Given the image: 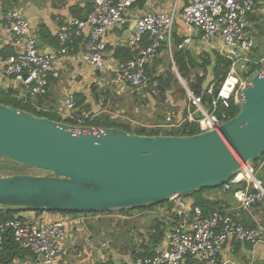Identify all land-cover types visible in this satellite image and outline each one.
Here are the masks:
<instances>
[{"label": "built area", "instance_id": "1", "mask_svg": "<svg viewBox=\"0 0 264 264\" xmlns=\"http://www.w3.org/2000/svg\"><path fill=\"white\" fill-rule=\"evenodd\" d=\"M155 1L159 0H91V10L85 18L72 17L60 26L57 33L59 49L50 55L38 54L30 35L29 21L16 9L9 8L3 17V27L18 51L0 61V65L4 77L13 78L16 82L15 89L20 91L17 99L29 102L46 95L49 77L56 75L57 66L63 64L66 55L73 50L74 38L87 28L81 60L91 70L103 71L109 32L131 23L129 8L141 2ZM170 1L175 6L181 5L178 13L173 8L168 12H149L134 20L135 26L125 47L135 56L127 63L117 64L111 72V83L142 91L141 106L145 104L150 90L146 66L156 58L163 45L171 50L172 27L179 17L188 33L191 35L195 31L203 43L218 40L216 53L229 62L223 82L219 85L214 81L208 83L202 95L192 93L188 85L184 88L188 103L185 120L196 123L198 133L217 129L231 119L228 114L231 107L239 108L240 94L246 83L264 71V54L259 58L253 55L256 44L249 22V15L260 0ZM191 44L192 39L187 36L177 49H186ZM152 89L151 94L156 95L158 90ZM62 105V119H75L76 103L72 93L63 95ZM135 112L138 113L137 108ZM77 124L82 126L83 122L77 120ZM173 127L176 128L170 124L161 126ZM261 163L264 165V158ZM222 187L232 193L242 210L249 211L253 206L264 203V179L255 175L251 165L238 171ZM169 201H172L171 206H161L155 212L166 229L161 242L148 257H130L127 262L113 260L108 255L110 244L104 241L97 247L100 255L94 264H217L228 242L242 245L248 241L253 247L264 246V227L246 229L225 212L205 213L189 197L176 196ZM27 212L30 214L24 215ZM46 214L49 213L26 210L16 213L11 219H0V251L10 232L18 249L33 256L36 264H61L64 244L73 232L85 231L86 225L100 221L106 215L60 214L58 220H50ZM92 243L87 240L88 245Z\"/></svg>", "mask_w": 264, "mask_h": 264}, {"label": "water", "instance_id": "2", "mask_svg": "<svg viewBox=\"0 0 264 264\" xmlns=\"http://www.w3.org/2000/svg\"><path fill=\"white\" fill-rule=\"evenodd\" d=\"M30 35L43 55L42 43ZM263 155L264 71L246 83L233 118L191 136L73 126L0 104V159L40 173L0 175V209L74 214L140 209L220 188ZM242 246L254 249L248 241Z\"/></svg>", "mask_w": 264, "mask_h": 264}, {"label": "crops", "instance_id": "3", "mask_svg": "<svg viewBox=\"0 0 264 264\" xmlns=\"http://www.w3.org/2000/svg\"><path fill=\"white\" fill-rule=\"evenodd\" d=\"M180 6V4L175 6L170 0H159L153 3L141 2L129 8L128 17L131 19V23L125 28H114L108 34L106 68L103 71L91 70L81 60V52L88 32V28L85 29L80 35L74 38L73 50L66 55L63 64L57 66L56 75L49 77L47 93L44 97L34 100V108L37 111H44L61 116L64 113L62 105L63 95L72 93L77 104L76 111L80 109L83 118H87L88 120H94L97 117H109L121 123L117 120L121 118L127 119L134 125L136 122L131 121L128 117V112H130L131 115H140L143 113V123L151 122L149 125L154 126L153 129H169L161 128V126H165L166 124L174 125L176 128L179 127L187 119L188 103L186 106L180 101H177L173 106L176 110L167 113L164 118H155L152 117L153 114L150 115L148 113V109H145L147 103L141 106V98L143 96L141 93H136V91L127 86L118 87L113 85L110 77L112 76V70L120 63L114 57V53L118 48H126L125 40L127 32L133 27L134 20L149 12H168L173 8L178 13ZM9 8L16 9L29 21L32 35L42 43L44 54L50 55L57 53L59 49L57 33L60 26L65 20L72 17L85 18L91 10V0H0V61L15 55L18 51L12 42L11 36L5 32L3 27V17ZM176 21L179 23L178 25L174 23L172 30L174 27H176V30L172 31L171 35V43L176 51H178L176 42L179 40L181 43L183 39L190 36L192 44L182 50L189 51L194 59H201L204 55L205 58L207 55L211 57L213 53H216L215 47L219 45L218 40L209 44H202L197 41L199 36L195 31L190 35L187 27L179 17ZM249 22L251 33L256 44L255 49H253V55L259 58L261 54H264V37L259 32L260 27L264 25V0L256 3L253 12L249 15ZM157 55L156 59L158 58ZM149 66L151 65L147 66L148 69ZM154 70L149 69V72H156ZM164 71L158 72V74H162ZM152 87H155V85H152ZM182 87L185 92L184 86ZM15 88L16 82L13 78L4 77L0 65V90H11L17 95V98L20 91ZM125 94L131 96L127 98L128 101L123 97ZM150 99V97L147 98V100ZM125 103L132 104V108L128 109ZM167 107L168 105L162 106L163 109H167ZM136 108L138 109V113L135 112ZM184 111H186V115H184ZM75 119L76 121L84 122L80 116L75 115ZM153 120L154 123L152 122ZM140 126L145 128L143 125ZM251 168L255 175L264 179V165H262L261 161L258 162L257 166L252 164ZM201 198L211 203H219L223 212L233 217L235 221L246 229L264 227V203L257 204L249 211H245L239 208L231 192L223 194L218 191H206L202 193ZM189 199L195 203L194 196H189ZM211 212L209 211L208 213ZM29 214L28 212L24 213V215ZM59 215L49 213L45 216L50 220H58L60 218ZM92 225L95 227H92ZM100 234L99 224L94 221L86 225V230L79 232V234L75 230L72 237L64 244L63 251L60 255L61 264H94L99 259L100 253L97 249L98 245L92 243V239H96L98 243L106 241L99 239ZM88 239L91 240L92 245L87 244ZM233 243L229 242L226 248L222 249L217 264H264V246H255L253 251L249 252L242 245L236 249ZM110 251V258L113 260H125V262L129 260L127 256L119 257L114 250L110 249ZM10 264H36V261L29 253L22 252L21 256H15Z\"/></svg>", "mask_w": 264, "mask_h": 264}, {"label": "trees", "instance_id": "4", "mask_svg": "<svg viewBox=\"0 0 264 264\" xmlns=\"http://www.w3.org/2000/svg\"><path fill=\"white\" fill-rule=\"evenodd\" d=\"M144 43L147 44V41L144 40ZM180 41L178 40L176 42V45H178ZM161 50V49H160ZM159 50V51H160ZM158 51V52H159ZM135 54L132 53L127 48H118L116 49L114 53V57L120 62V63H127L131 61L134 58ZM172 62L175 65L174 67L177 69L178 74L180 77L187 82L189 90L194 93L195 95H202L206 85L212 81H214L217 85L223 82L224 77L226 75L229 62L226 61L224 58L220 57L217 53H213L212 56H208L205 59H198L195 60L192 56V54L189 51H183L178 50L173 53ZM170 67V66H169ZM201 69L204 71L203 75L195 74L192 79H189V76L193 69ZM146 72L150 78V89H152V85H155V89L158 90L159 94L162 95V97H165V93L170 90L171 84L173 82H177L176 77L174 73L171 71V68L165 69L164 73L158 74V72L150 73L148 67L146 66ZM208 72H211V74L208 75ZM16 94L13 91H1L0 90V104L13 108L16 110L25 111L27 113H30L37 117H44L52 121L65 123L68 125L77 126L74 121L75 119H67L66 121L58 118H48L47 116H44L42 111H37L30 102H24L22 100L16 99ZM79 105V103H78ZM77 106V104H76ZM239 111V108L231 107L228 111V114L230 118H233L237 112ZM75 115L80 116L84 122L82 126L84 127H98V128H115L123 130L127 133L129 132V129L126 127H123V123H118L114 119H110L109 117H97L94 120H88L87 118H83V114L80 109H78L75 112ZM127 125V124H125ZM139 130H137L134 133L136 135H143V136H157V135H169V136H191L194 134H198V128L196 123H190L187 120H185L179 127L171 129L170 132H162L158 128L157 129H146L143 127H139ZM147 130L149 132H147ZM264 158V155L260 158V160L253 163L254 166H257L258 162L261 161ZM221 191V193L226 194L228 193L223 189V187L217 188V189H205L200 190L197 192H193L187 196H194L195 203L199 206H201L202 210L205 213H208L209 211H219L223 212V209L219 206V203H211L208 201H205L201 198V195L204 191ZM167 204V201L164 203H161L159 205H152L147 207H142L140 209L145 208H154V206H164ZM20 211H26L24 209H0V219L6 220L11 219L13 215ZM125 212L132 211V210H124ZM110 213V212H108ZM69 214V213H67ZM72 215H78L79 213H70ZM94 214V213H92ZM100 214V213H99ZM102 214V213H101ZM121 222H117V225L119 226ZM164 222L155 220V225L151 227L150 233H149V240H146V243L142 246L143 249H141L139 252L133 253L132 256L134 257H148L150 255V252L153 248H155L162 240L163 234H164ZM151 243V244H150ZM235 248L238 249L240 244L233 243ZM22 252L25 253V251H21L18 249L17 245L14 243L12 235L10 232H8L7 236L4 239L3 249L0 251V264H10L15 256H21ZM27 253V252H26ZM133 257V258H134Z\"/></svg>", "mask_w": 264, "mask_h": 264}, {"label": "rangeland", "instance_id": "5", "mask_svg": "<svg viewBox=\"0 0 264 264\" xmlns=\"http://www.w3.org/2000/svg\"><path fill=\"white\" fill-rule=\"evenodd\" d=\"M175 23L178 25L179 22L176 21ZM175 28L176 27H174L172 31L176 30ZM259 32H260L261 36L264 37V25H262L260 27ZM197 41H199L200 43L203 44V42L200 40V37L197 38ZM175 51L176 50L173 48V46H172L171 50H169L167 48V46L163 45V48L159 51L160 54L158 53V55H157L158 58L157 59L155 58L156 60L154 59L150 64H148V65H151V66H149V69H155L154 71L163 72V70H165L167 68L168 69L171 68V71L175 75V73L177 72V69L174 67V65L172 63L173 53ZM201 59H205V55ZM195 74L203 75L204 71H202L201 69H197V68L193 69L191 74L188 75L189 79H192ZM209 74H211V72H208V75ZM175 77H176L177 82H173L171 84L170 90H168L165 93V97L163 99H162V95L159 94V92L156 93L157 95L152 96V94H151L152 89L147 91L149 93V97L151 99L146 100L147 105H146L145 109L149 110L148 113H150V115L153 114L152 117H155V118L156 117H159V118L163 117L164 118L167 113H170V112L176 110V108H173V106L176 104L177 101H180L181 103H183V105L187 106V98H186V94H185L183 87H182L183 85L181 84V82L179 81V79L177 78L176 75H175ZM184 83L187 86V82L184 81ZM123 97L126 101H128L127 98L131 97V96L125 94ZM0 100H2V98H0ZM33 102H34L33 99L30 100V104L33 105ZM125 104H126V107L128 109L132 108V104H127V103H125ZM163 105H168L167 109H163L162 108ZM150 111H152V112H150ZM40 113H42L44 116H47L48 118H56V119L60 118V119H62V117L59 115L56 116L54 114L44 112V111H42ZM128 113H129V116H128L129 119H131V121H133V122H136L134 125L131 124L127 119L125 120V119L120 118L117 120H119V122H121V123L128 124V125L123 124L122 126L126 127V128L128 127L127 129H129V132H131V133L136 132L137 130H139L138 128L141 127L140 125L145 126V128L148 130L153 129L154 126L149 125V123H151V122L143 123V121H142V119H144L143 113L140 115H133V114L131 115L130 112H128ZM197 117L198 116H196L195 118H197ZM62 120L66 121L67 119H62ZM154 120H156V119H154ZM154 120L152 121L153 123H154ZM74 122L77 124L76 120ZM148 130H147V132H149ZM159 130L162 132H165V131L170 132L171 131L170 128L169 129H159ZM16 174L39 175L40 173L38 171H35V170L30 169L28 167H23V166L15 164V163H12L10 161L0 159V175L9 176V175H16ZM204 192H206V191H204ZM207 192H209V191H207ZM218 192L221 193V191H218ZM183 197H189V196L183 195ZM165 205L171 206L172 201H167V204H165ZM160 207L161 206H154V208L134 209V210L128 211V212H125V211H111L110 213L101 212L102 214H106V215H103L102 220H100L99 222H95V223L99 224V232H101V234L99 235V239L108 241L110 244V249L114 250L116 252V254L119 255V257L120 256H122V257L127 256L129 258L134 257V256H132L133 253L139 252L141 249H143L142 246L146 243V240H149L148 237H149L151 227H153L155 225L154 214L157 211V208H160ZM49 213L50 214H67V213H59V212H49ZM82 214L88 215L91 213H82ZM155 215L157 216V214H155ZM123 217H126V219L120 220L121 224L118 226L117 225V222H118L117 219H119V218L123 219ZM152 217H154V218H152ZM92 227H95V226L92 225ZM164 228L166 229L165 225H164ZM95 240L96 239H94V238L92 239L93 243L95 245H99L100 242L98 243V241L97 240L95 241ZM228 244H229V242L226 243V245L223 247V249L226 248V246ZM110 252L111 251H109V253ZM109 253H108V255H110Z\"/></svg>", "mask_w": 264, "mask_h": 264}, {"label": "flooded vegetation", "instance_id": "6", "mask_svg": "<svg viewBox=\"0 0 264 264\" xmlns=\"http://www.w3.org/2000/svg\"><path fill=\"white\" fill-rule=\"evenodd\" d=\"M154 217H155V220L162 221L158 216L154 215ZM154 217H152V218H154Z\"/></svg>", "mask_w": 264, "mask_h": 264}, {"label": "bare ground", "instance_id": "7", "mask_svg": "<svg viewBox=\"0 0 264 264\" xmlns=\"http://www.w3.org/2000/svg\"><path fill=\"white\" fill-rule=\"evenodd\" d=\"M250 169V168H249Z\"/></svg>", "mask_w": 264, "mask_h": 264}]
</instances>
